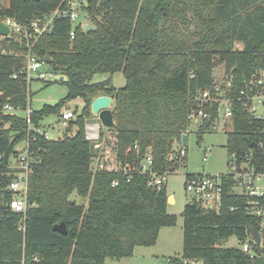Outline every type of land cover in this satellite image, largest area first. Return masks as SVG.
<instances>
[{
  "label": "trees",
  "instance_id": "16d2710c",
  "mask_svg": "<svg viewBox=\"0 0 264 264\" xmlns=\"http://www.w3.org/2000/svg\"><path fill=\"white\" fill-rule=\"evenodd\" d=\"M59 2L0 0V20L12 18L25 25ZM88 23L93 30L76 29L70 39V22L56 20L52 31L33 47L50 72L62 78L57 83L67 91L55 105L32 112L33 127L40 128L49 115H59L66 102H84L63 135L46 140L28 133L25 119L19 116L0 119V154L5 156L0 163V264L119 261L131 257L137 247L154 246L160 230L175 225L176 217L167 213L165 187H147L145 176L135 175L127 182L114 174L93 172L97 150L85 139L84 124L93 118L94 97L112 99L115 126L102 131L101 137L105 145L114 147L119 159L137 145L140 157L151 153L157 172L172 171L170 167L184 159L178 157L173 143L187 133V115L198 95L209 91L215 96L213 69L222 64L228 76L221 89L230 82L225 96L233 100L232 131L225 145L228 160L234 156L240 162L248 156L261 169L264 150L252 152L250 145L264 144V119L249 114L238 95L244 83L264 72V0H93ZM8 48L24 50L14 42ZM22 69V57L0 54V109L8 104L25 110L30 105V85L23 74L12 79ZM118 72L125 80L122 88H115L110 78L92 82L95 75ZM216 108V103L204 105L209 117L198 127L199 137L213 130ZM28 136L38 161L29 178V207L22 232L17 227L21 215L8 206L12 193L6 186L12 176L5 166L6 158ZM113 181L118 182L116 186ZM232 185L230 179L224 183L218 211L204 209L195 201L185 205L182 251L170 264H264L260 220L248 214L246 199L233 193ZM73 194L85 198L87 204L70 200ZM61 222L66 235L53 230ZM252 229L262 234L260 244L252 241ZM230 238L248 241L254 257L223 247Z\"/></svg>",
  "mask_w": 264,
  "mask_h": 264
},
{
  "label": "built area",
  "instance_id": "2783aa9c",
  "mask_svg": "<svg viewBox=\"0 0 264 264\" xmlns=\"http://www.w3.org/2000/svg\"><path fill=\"white\" fill-rule=\"evenodd\" d=\"M93 0H60L58 5L49 13L37 17L25 25L19 24L12 18H4L0 23L8 29L6 36L0 35V54L8 55L15 58L22 57L23 69L19 73H14L12 79H17L19 74H23L24 81L27 86L32 81L48 82L51 78V72H45L43 69L47 64L41 60L34 52V44L38 39L50 33L53 29L56 20H68L71 24L69 32L70 39L75 37L76 29L83 30L84 25L88 23V8ZM81 14H85L86 19L79 22ZM11 42L18 43L24 46L23 53H19L15 49L8 48ZM244 88L239 92L238 101L242 103L243 108L258 120L264 117L258 115L257 109L259 105H264V72L252 76L250 80L244 83ZM222 86H214L215 96H212L209 91H204L199 94L194 101V105L190 107L187 115L189 127L195 126L196 130L203 124L204 120L209 117V113L204 109L205 104H217V120L213 129L218 125L231 123L232 124V103L233 100L225 96V90L230 89L231 83L227 82L223 90ZM222 92V93H221ZM30 100L28 99V103ZM260 107V106H259ZM32 110L28 104L25 110L4 105L0 109V119L3 116H19L25 119L26 131L38 133L46 140H51L48 137L47 131L41 128H34L31 124L30 117ZM76 116L75 110L68 107H63L59 113V121L64 126L67 122L73 120ZM94 120H87L84 124L85 139L93 143V147L97 150L96 156L93 158L92 170L94 173H108L120 176L127 182L135 175L145 176L147 187L160 190L165 187L166 179L171 170L157 172L154 168L153 158L151 153H146L142 157L139 156V149L134 145L131 151L125 153L124 159H119L117 152L112 145L106 144L105 137H101L102 126L97 116ZM228 121V122H227ZM188 127L186 135L190 130ZM105 139V140H104ZM105 143H104V142ZM22 148L15 147L13 153L6 158V169L9 175L12 176L6 190L12 193V199L8 206L13 213L21 215L18 223V230L24 232V221L29 207L27 202V193L29 188V178L33 172V166L38 161L30 148V137L23 140ZM259 149L264 150V144L256 145ZM173 148L177 151L178 157L183 159L186 152L181 146V140L173 143ZM253 152L254 149L251 148ZM256 152V151H255ZM5 159L4 154H0V163ZM249 157L246 156L243 161L238 162L232 156L229 158L227 166L228 172L221 175H188L184 184L185 192L190 196L191 201H195L202 208L207 210L218 211L220 207L221 197L223 193L224 183L229 179L232 181V191L236 195L246 199L247 212L249 215L260 220V230H264V160L261 169L257 170L254 165L249 162ZM206 156L203 157V162H206ZM117 181L112 182V186L117 185ZM234 211V208H230ZM262 237V234L259 233ZM253 241V240H252ZM254 242V241H253ZM244 255L249 258L254 257L252 245L246 241L240 243L238 248ZM195 264L197 262H183V264Z\"/></svg>",
  "mask_w": 264,
  "mask_h": 264
},
{
  "label": "rangeland",
  "instance_id": "374dc122",
  "mask_svg": "<svg viewBox=\"0 0 264 264\" xmlns=\"http://www.w3.org/2000/svg\"><path fill=\"white\" fill-rule=\"evenodd\" d=\"M84 19H86L85 14H81L79 22H83ZM235 46L241 48L240 44H236ZM43 69L45 72L51 71L47 65ZM227 76L222 64H217L214 67L213 78L216 86H223ZM109 78L112 80V84L115 88L124 87L125 80L120 72L112 76L108 74L95 75L92 82H103ZM59 79L60 76L54 73L51 78L47 79V81L51 83L48 86H45L44 82L41 81L31 82V98H29V100L32 111L39 110L44 105H55L66 96V87L61 83H57ZM94 98H92V100ZM83 106L84 102L81 99H77L66 102L65 107L79 113ZM259 106L257 113L264 117V105ZM90 120H94V117ZM40 126L42 130L47 131L48 137L51 140L60 138L66 130V125L63 126L59 121V115H49L45 117ZM189 129L187 144L186 147L183 148L186 152V156L182 162H177L175 167H170L173 172L168 174L165 184L167 197H173L171 202L169 204L167 203V213L176 217L175 225L162 228L154 246L137 247L131 257L119 261L106 259L105 264H170L169 261L172 260V258L180 256L183 244L182 211L185 205L191 202V198L185 192L184 188L186 175H221L228 172V157L225 145L227 134L232 131V125L231 123H226L224 125L221 122L216 129L203 133L201 137H199L200 134L195 126H191ZM104 130L105 128H102V131ZM22 146L23 143H19L16 148L20 149ZM204 156H206V162H203ZM173 158L174 157H170L171 160ZM70 200H73L79 205L87 204L85 198H81L76 194L71 195ZM262 240L261 238V242ZM223 247L240 248V243L237 242L235 238H230L223 243Z\"/></svg>",
  "mask_w": 264,
  "mask_h": 264
},
{
  "label": "water",
  "instance_id": "95a60500",
  "mask_svg": "<svg viewBox=\"0 0 264 264\" xmlns=\"http://www.w3.org/2000/svg\"><path fill=\"white\" fill-rule=\"evenodd\" d=\"M28 1L39 2L40 0H28ZM93 29L94 27L90 24L84 25L83 27L84 32L91 31ZM7 34H8V29L0 23V35L6 36ZM60 80H62V78H60ZM111 108H112V99L109 96H106V95L97 96L91 101V105H90L91 113L92 115L97 116L98 120L101 123V126L105 129H111L115 126ZM15 134L16 133H11V136H14ZM186 144H187V135L183 134L181 136V146L184 147ZM250 146L252 149H254V151L258 152V148L254 143H251ZM172 198H173L172 196H169L167 198L168 204L171 202ZM53 230L58 233H61L62 235L67 234V231H66V228L63 222L55 225L53 227ZM251 234L253 237V241L256 244H260L261 243L260 234L254 229L251 230Z\"/></svg>",
  "mask_w": 264,
  "mask_h": 264
}]
</instances>
